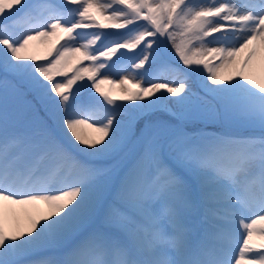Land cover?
<instances>
[{"label":"snow or ice","instance_id":"obj_1","mask_svg":"<svg viewBox=\"0 0 264 264\" xmlns=\"http://www.w3.org/2000/svg\"><path fill=\"white\" fill-rule=\"evenodd\" d=\"M114 56L144 69L118 97ZM258 57L264 0H0V264H264Z\"/></svg>","mask_w":264,"mask_h":264},{"label":"rangeland","instance_id":"obj_2","mask_svg":"<svg viewBox=\"0 0 264 264\" xmlns=\"http://www.w3.org/2000/svg\"><path fill=\"white\" fill-rule=\"evenodd\" d=\"M47 2V0H33V3L40 5ZM52 2V1H50ZM58 2L60 3V0H58ZM204 2H210V0H204ZM55 3V2H54ZM41 14H45L46 15V9L40 8L39 9ZM131 27V26H130ZM111 32H123L126 30H122V29H105V32L110 31ZM86 32H91V31H95V29L92 30H84ZM59 39V37H52L51 38V43L52 44H56V47L58 48L60 46V44L64 43V39H60L59 43H56V41ZM65 39H67L65 37ZM179 40V39H178ZM97 46H99V42L97 44ZM51 45H45V44H41L39 41H34L31 45V49L33 54H36L38 56H44L48 53V51L50 50ZM125 51V50H122ZM138 51V49L132 50L127 52V57H131L133 55H135V53ZM117 56H119V53H117ZM117 56L113 57V61L109 62L110 64L113 62L117 61ZM127 57H125L124 59L120 60L119 62H116L115 66L112 68H106V69H102L101 70V76H103L104 72H110L111 74L108 76V79L115 81V84H110V83H105L101 85V88L103 91L110 93L112 96L114 97H118L119 95H121V88L119 85V81L120 79L125 78L126 76H134V75H138L139 73L143 72L144 69H132L130 67L132 61L129 60ZM261 57L256 58L253 61V65L251 67V69L249 70V75L252 76L253 75H257L258 72L260 73V76H253L252 79L255 83L260 84L262 86H264V66H261V61L260 60ZM211 59V58H209ZM263 58H261L262 60ZM38 62H42V61H38ZM164 64H162V63ZM75 63V62H74ZM82 63H87V62H82ZM159 64H157L156 66H154V68L149 72V78L150 79H155V80H167V81H173L176 78V74L173 70V68L171 67L170 61L168 58H163L161 59V61L158 62ZM167 63V64H165ZM255 63V64H254ZM76 66H80L79 64H77ZM198 67H202V66H198ZM145 68H147V65H145ZM261 69V70H259ZM254 71V72H253ZM253 72V73H252ZM206 74V73H205ZM87 75L85 74V79L84 81H78L77 85L74 86L78 87L80 83H89L87 80ZM202 80L201 76H193L192 80H191V86L193 87L194 90L199 91V87H200V82ZM135 80H132L131 83L124 85L123 87H127V88H131L133 91H136L137 89L133 88V84L135 83ZM227 82V81H226ZM259 82V83H258ZM143 86V84H142ZM89 92L94 93L96 96H99V93H95L94 89H87L85 90V92L83 94L87 95ZM163 92V90H162ZM159 94V93H158ZM102 99V97H101ZM147 99H154V97H149ZM147 99L145 102H147ZM126 103H131V101H121V100H116L115 103L116 104H125ZM135 102H132L131 104H133ZM130 104V105H131ZM154 119L159 118L161 120H170L171 117L169 115H167L164 112H158L155 113L153 116ZM237 131L242 134V135H254V136H259V131H252V130H246V129H237ZM84 133L86 136L89 137H95L96 135H98L97 133L93 132L91 129H84ZM37 207V206H36ZM46 257H55L58 255V253L56 252H48L44 254Z\"/></svg>","mask_w":264,"mask_h":264},{"label":"bare ground","instance_id":"obj_3","mask_svg":"<svg viewBox=\"0 0 264 264\" xmlns=\"http://www.w3.org/2000/svg\"><path fill=\"white\" fill-rule=\"evenodd\" d=\"M261 58H263L261 60ZM259 61H261V66L263 67L264 66V57H261ZM255 64V63H254ZM261 70V69H259ZM254 72V71H253ZM252 72V73H253ZM257 73V75L260 76V73L258 72H255ZM257 75H253V76H257ZM252 74H251V78L253 77ZM259 83V82H258ZM13 208H15V206H12ZM37 208L39 209V211L41 213H47L49 211V208L47 205L45 204H40L37 206ZM16 212L18 213V220H19V223H22V224H26L27 223V216L24 214V211L22 209H16ZM17 223V217H10L9 218V228H13ZM261 227H264L262 225H257V228H261ZM254 239H256L257 242H259L258 238L254 237Z\"/></svg>","mask_w":264,"mask_h":264},{"label":"trees","instance_id":"obj_4","mask_svg":"<svg viewBox=\"0 0 264 264\" xmlns=\"http://www.w3.org/2000/svg\"><path fill=\"white\" fill-rule=\"evenodd\" d=\"M50 1L55 2V3H59L58 0H50ZM169 31H171V29H169ZM108 32H111V30L108 31ZM115 33H117V32H115ZM178 39H179V37H178ZM161 63H162V62H161ZM158 64H159V63H158ZM162 64H164V63H162ZM165 64H167V63H165ZM131 103H132V102H131ZM131 103L128 104V103L125 102V105H130Z\"/></svg>","mask_w":264,"mask_h":264}]
</instances>
